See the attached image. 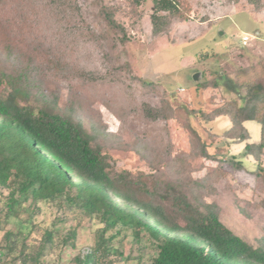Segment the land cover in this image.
I'll use <instances>...</instances> for the list:
<instances>
[{"label":"rangeland","instance_id":"rangeland-1","mask_svg":"<svg viewBox=\"0 0 264 264\" xmlns=\"http://www.w3.org/2000/svg\"><path fill=\"white\" fill-rule=\"evenodd\" d=\"M187 1L190 19L173 20L168 31L155 35L152 0H0V64L31 67L39 96L30 103L42 107L55 101L95 136L117 171L142 177L152 190L176 181L172 160L191 151L189 126H194L215 159L190 160L193 178L209 177L196 190L198 197L191 189L187 194L198 206L216 203L221 221L257 247L264 240V155L256 162L243 157V146H220L221 134L230 127L227 118L203 124L189 110L216 108L230 97L221 88L196 85L195 75L196 82H211L217 72L233 76L240 66L264 60V0L259 9L245 0ZM102 6L113 9L127 30V43L108 27ZM246 35L252 41L244 46ZM8 91L4 86L0 93ZM163 100L172 105L173 117L150 120L143 104L161 108ZM247 128L250 143H260L261 127L249 122ZM210 132L217 135L211 138ZM229 161L247 170L237 171ZM214 170L221 174L217 180H211ZM0 193L8 192L0 188ZM18 212L4 228L29 234L30 248L41 244L47 230L54 231L43 258L47 264H75L77 255L96 245L103 228L97 218L59 201L38 206L28 201ZM71 229L77 237L68 244L75 248L62 243ZM120 230L107 233L106 238L118 237L99 264H152L158 253L154 240L143 233L138 243L131 230Z\"/></svg>","mask_w":264,"mask_h":264},{"label":"trees","instance_id":"trees-1","mask_svg":"<svg viewBox=\"0 0 264 264\" xmlns=\"http://www.w3.org/2000/svg\"><path fill=\"white\" fill-rule=\"evenodd\" d=\"M245 1L258 9L262 6V0ZM152 2L155 35L168 31L173 20L190 19L192 5L187 0ZM101 13L108 27L122 35L120 41L127 43V30L115 20L113 9L102 6ZM36 82L31 67L8 65V61L0 64V91L4 86L9 89L0 93V188L8 192L0 193V231H4L0 264H47L43 258L53 244V230L46 231L37 248H30L29 234L4 228L28 201L34 206L64 202L103 225L99 241L86 255H77L75 264L103 262L112 253V238L118 237L106 235L112 230L119 234L120 228L131 230L135 242H141L143 233L154 240L158 253L152 264H264V240L255 247L221 221L216 203L198 206L192 202L191 196L198 197L196 190L205 186L209 176L193 178L190 160L215 159L209 141L194 126H189L191 151L172 160L176 181H165L162 191L152 190L142 177L117 171L110 156L95 143V136L73 114L61 112L55 101H45L42 107L31 104L39 96ZM195 84L221 88L230 97L216 108H192L190 116L203 124L227 118L230 127L221 134L220 146L247 143L243 157L260 162L264 155V60L240 66L233 76L217 72L211 82L200 79ZM163 104L154 108L145 103L143 111L152 121L171 119L172 105L164 100ZM249 122L261 127L260 143H248ZM209 134L211 138L217 135ZM229 163L237 171L247 170L240 162ZM212 175L211 180H217L221 174L214 170ZM189 189L192 195L187 194ZM76 237V229H71L62 243L75 248L68 243Z\"/></svg>","mask_w":264,"mask_h":264},{"label":"crops","instance_id":"crops-1","mask_svg":"<svg viewBox=\"0 0 264 264\" xmlns=\"http://www.w3.org/2000/svg\"><path fill=\"white\" fill-rule=\"evenodd\" d=\"M219 119H222V118H219ZM226 125L228 127V122H226ZM248 123L246 124V127H247ZM248 143H250V140L248 141ZM247 143H240V144H234L233 146H236V147H240V146H243V150H241V153L244 151L245 149V146H246ZM236 154V153H235ZM247 158V157H246ZM251 158V157H250ZM253 158V157H252ZM254 159V158H253ZM255 160V159H254ZM256 161V160H255ZM257 162V161H256ZM245 166V165H243ZM246 167V166H245Z\"/></svg>","mask_w":264,"mask_h":264},{"label":"built area","instance_id":"built-area-1","mask_svg":"<svg viewBox=\"0 0 264 264\" xmlns=\"http://www.w3.org/2000/svg\"><path fill=\"white\" fill-rule=\"evenodd\" d=\"M251 41H252V36L251 35H246L243 38V45L247 46Z\"/></svg>","mask_w":264,"mask_h":264},{"label":"water","instance_id":"water-1","mask_svg":"<svg viewBox=\"0 0 264 264\" xmlns=\"http://www.w3.org/2000/svg\"><path fill=\"white\" fill-rule=\"evenodd\" d=\"M194 80H195V81L198 80V74L194 76Z\"/></svg>","mask_w":264,"mask_h":264}]
</instances>
